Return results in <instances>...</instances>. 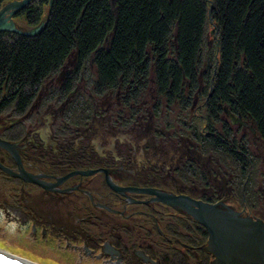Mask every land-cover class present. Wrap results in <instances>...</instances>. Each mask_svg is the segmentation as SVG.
<instances>
[{
    "label": "flooded vegetation",
    "instance_id": "af4514ba",
    "mask_svg": "<svg viewBox=\"0 0 264 264\" xmlns=\"http://www.w3.org/2000/svg\"><path fill=\"white\" fill-rule=\"evenodd\" d=\"M139 90L142 91L139 88L129 90L133 94L128 103L125 99L122 102L125 96L119 90L102 93L105 96H100L101 100L94 103L93 109H84L82 103L74 101L72 105L77 113L72 111V116L75 119L65 121L62 127L54 125L58 109L50 100L46 102L45 111L43 109L44 112L36 115L41 119L40 123H36V128L31 129L25 138L21 131L11 134L8 120L0 122V130L5 129L9 136L16 137L9 141L17 143L18 153H21V164H18L14 155L7 151L5 165L15 173L24 168L36 178L35 181H28L14 174L6 175L0 168L11 186V190L10 187L5 190L4 198H0V209L6 207L7 214L11 212L21 226L33 224L36 229L50 231L54 239L64 236L67 242L73 240L70 243L75 247L83 244L94 258H101L105 253L118 255L124 264H213L216 256L210 250L208 229L197 224L191 214L163 203L156 193L150 191L189 195L196 201L214 203L221 211L231 210L240 216L257 217L264 221V205L242 197L235 180L226 184L221 167L216 170L204 165L209 162L206 155L203 159L208 160L203 162L202 159L194 167L193 164L201 157L196 156V148L194 153L190 147L200 146L199 139L205 141L206 135L212 151L221 156L222 147L209 137L213 134L226 144L230 143L238 153H244L247 159L243 164L253 169L255 154L249 155L251 152L244 151L242 144L243 138L248 140L253 135L246 133L245 137L239 136L242 122L235 125L227 120L231 122L227 132L216 121L211 127L212 132L204 133L205 125L200 131L184 121L183 138L182 135L172 138L165 128L166 102L158 101L150 87L148 91ZM75 91L72 90L71 97ZM137 93L143 95L138 98ZM40 99L30 107L29 114L34 112L35 107L41 111ZM161 102L164 105L160 108ZM112 106L113 110L109 111ZM242 120L245 121L243 117ZM221 135L224 137L221 138ZM235 161L239 166V161ZM181 165L185 172L192 170L193 175L202 173V180L175 190L177 185L180 186L176 173ZM88 171H94L96 175L90 178L86 176L91 173ZM98 175L99 183L110 189L103 197H112L116 201L98 202L100 195L94 193L99 191L94 184ZM120 179L125 182L124 185L118 182ZM109 180L124 189L115 191ZM10 200L16 204H11ZM8 203L10 206L6 205ZM132 206L133 209L130 208ZM176 213L188 220L193 219L188 227H174L178 226L173 221L176 220ZM181 236L188 242L183 241Z\"/></svg>",
    "mask_w": 264,
    "mask_h": 264
},
{
    "label": "trees",
    "instance_id": "16d2710c",
    "mask_svg": "<svg viewBox=\"0 0 264 264\" xmlns=\"http://www.w3.org/2000/svg\"><path fill=\"white\" fill-rule=\"evenodd\" d=\"M14 17L41 31L0 32V116L28 113L41 85L66 69L67 87L82 75L96 77V93L125 90L127 99L150 87L172 110L193 113L195 91L210 127L228 132L227 106L264 146V0H33ZM209 137L245 170L244 153Z\"/></svg>",
    "mask_w": 264,
    "mask_h": 264
},
{
    "label": "rangeland",
    "instance_id": "374dc122",
    "mask_svg": "<svg viewBox=\"0 0 264 264\" xmlns=\"http://www.w3.org/2000/svg\"><path fill=\"white\" fill-rule=\"evenodd\" d=\"M213 32H214V29L212 31V34ZM77 70L78 68H72V67L70 69L71 72L77 71ZM68 74L69 73H67L66 69H63L58 73V75H54L53 77H51L49 79V82L41 85L39 89V93L36 96L37 100L35 101V103H37L39 99L41 98L40 99V103L42 105V107H40L41 111L40 110L38 111L37 110L38 108L35 107V110L33 112L34 114L32 113L33 114L32 115L28 113V117H26L27 116L26 113L25 115L19 114L18 112H15L14 110H12L3 116H0V122L4 123L6 120H8L7 126H8V129L10 128L11 134L14 131H16L17 133L21 131L24 134V138H25V136L26 137L28 136V133L31 129L36 128V123H40L41 119H39V117H36V115H39V113L45 111L46 106H47L46 102L50 100L54 102L53 107L58 109V117H57L58 119L54 123V125L62 127L65 121H70V120L75 119L74 115L72 116V111H75V114L77 113V110L72 105V102H69V103L66 102V100L68 101L71 100L72 97L70 93L72 92V90L75 89L81 92L79 94L80 96L79 99H80V102L84 101L85 105L82 106L84 107V109L85 108L93 109L95 107L94 103L95 102L98 103L101 100L100 96L101 95L105 96L104 94H99L95 92L94 89L96 88L97 81L94 75L89 76V77H85L82 75L80 79L79 77H74V80L71 82V85L67 87L65 83L68 80ZM99 77L100 75H98V78ZM194 92L192 93L194 94ZM192 93L188 91L189 95ZM126 94L127 92L125 90H124V93L121 94L122 96H125L124 98H122V102H123V99H125L124 100L125 103H127L128 99H130L131 101V96L133 93L131 92V94H129L130 96L128 95L129 97L128 99H127ZM61 96L62 98L60 99ZM137 96H138V93H137ZM194 96L197 98V103H196V111L193 113H190L188 108H185V107L183 108V110L181 108H178V109L174 108L173 110L172 108L169 109V106H167L168 104L166 102V114H167V126L168 127L166 126L165 128L168 129L167 130L168 136L172 138L181 136L183 134V130H182L183 123L182 122L184 121H188L189 123L193 125V127L195 125V128L197 127V129L200 131L201 129H204V125H205L204 133L211 132V127L209 126V122H207L208 117H209L208 112L201 111V108H202L201 104L203 102L201 103V101H199L200 99L198 100V97H199L198 95L196 96V94H194ZM139 97L141 96L139 95L138 98ZM59 99L60 101L63 100L64 102L63 101L60 102ZM102 100H104V97H102ZM80 102L79 104L81 105ZM90 104H93L94 107L92 108ZM163 105L164 103L161 102L160 108ZM198 105H200V107H198ZM114 106L110 107L109 111H112ZM228 110L230 109L229 107L226 106L224 108L226 115L228 114ZM109 114L114 115L113 113H109ZM223 118L226 121V118L230 120L231 116L227 115L226 118L225 117ZM45 122H47L46 119H45ZM95 124H98V122H96ZM15 125H17V127H15ZM235 125H239V124H235ZM71 126H73V124H71ZM222 127H223V124H222ZM44 130L46 131L45 126H44ZM0 132L6 133L5 129H1ZM246 133H248L249 136L250 134L253 135V137L251 138L250 136V139L248 140L247 138H243V143H242L244 146L243 148L244 151L251 152L249 154L251 156L255 154V156L253 157V161H254L253 169H250L249 166L248 167L246 166L245 170H243L242 169L243 167H240L241 164L239 163V166H238L236 161L232 157L226 156L224 154L223 150L221 151L222 153L221 156L217 155L215 152L212 151L210 140L205 134H204L206 138L205 141L199 139V142H200L199 143L200 146H198L199 148L197 147V145L190 146L193 149L194 153H195V148H196V153H195L196 156L198 155L199 157H201V159L198 158L196 160V163H194L193 166L197 167L200 161L205 157L204 155H206L209 158V162L208 164H204V165H207L209 168H215L216 170L220 169L221 167L222 171L224 170V178H226L227 180L226 184L229 183L230 181L235 180L234 181L235 185L239 186L240 188L239 193L241 194V196L242 197L245 196L250 201L254 199L258 201L257 205L260 204L261 206V205H264V193H263L264 192V146H262L261 143L258 141L257 133L255 132L254 128L251 126V128L249 129L248 125L246 123H243V127L240 132L238 131V134L239 136L241 135L244 136L246 135ZM0 137L3 138L1 135ZM182 138H183V135H182ZM14 139H16V137H13V140ZM97 143L100 145V143L96 141V144ZM206 150H207V153H206ZM7 151L8 150H5L4 148L0 147V160L3 161L4 163H5ZM207 160L208 159H203V162H206ZM182 167L183 166L181 165L180 170H177V173H176L177 177H179V180H180V186L177 185L176 188H174L175 190L178 189L179 187L187 188L188 186H192L191 184L192 182L198 183L202 180L200 178V176L203 175L202 173L198 172L196 175H193L192 170L191 172L187 170L185 172V170L182 169ZM21 169H24V168H21ZM3 172H5L6 175L9 173V172H6L5 170H3ZM6 178L7 177L4 175V173L0 172V198H4L5 196L4 193L7 188L9 189L10 187V190H11V186L7 184ZM169 194H172V193H169ZM10 201H11V204L15 203V201L13 202V200H10ZM6 205L10 206L9 203ZM2 206H5V205H2ZM6 210H7L6 207L0 209V212H1L0 213V246H3L5 249L9 251L24 253L25 255L31 258H35V259L38 258L37 259L38 261L40 259L39 257H43V258L46 257L49 260L54 261V264L55 263H59V264H109L112 262L116 264H124V261L122 260V258L119 259L118 255L113 256V255H110V254L108 255L104 253L101 256V258H94L92 255V252L86 251L85 248L83 247V244H78L76 245L77 247H75L74 246L75 244L70 243V241H73V240L69 239V241L67 242V238H65L64 236L60 237L62 239H54L51 236L50 231L48 232L46 230H42L41 228L36 229L33 227L34 226L33 224H29L25 227L23 225L21 226V223L18 220H16V218L12 215L11 212L6 214ZM173 221H176V224H178V226H174L175 228L178 229V228H183L185 226L188 227V223L189 221H191V219L188 220V219L177 216L176 220H173ZM195 223L197 222L195 221ZM197 224L199 225L201 224L205 226L202 222L200 223L198 222ZM180 238L183 241L188 242L187 238H185L184 236H181ZM57 243H60L61 246L58 245ZM58 246L60 247L58 248ZM41 261L44 262L45 260L41 259ZM46 263L44 262L42 264H46Z\"/></svg>",
    "mask_w": 264,
    "mask_h": 264
},
{
    "label": "water",
    "instance_id": "95a60500",
    "mask_svg": "<svg viewBox=\"0 0 264 264\" xmlns=\"http://www.w3.org/2000/svg\"><path fill=\"white\" fill-rule=\"evenodd\" d=\"M33 0H15L11 3L6 4L0 11V32L2 30L15 31L22 35H35L38 33L41 27H36L33 30L21 29L18 26L17 20L14 16L23 9L25 5ZM228 114L231 116L233 122H239L241 116L238 117L232 111L228 110ZM17 144L11 143L9 140H5L0 137V147L8 150L10 153L14 154L18 164H21V153L17 149ZM0 167L16 176H21L28 181H35V175L30 172H26L25 169H21V172L15 173L9 166L5 165L3 161L0 160ZM89 170V169H86ZM90 174L86 175L93 178L96 174L92 171ZM95 177V187L99 189L96 193L98 202H110L116 201V199L110 197H103V195H108L110 189L108 187H103L101 183L97 180L99 178ZM124 178V177H123ZM110 181V180H109ZM119 183L125 184V182L120 179ZM115 191L120 192L124 188L116 184L109 182ZM150 191V190H149ZM156 193L159 199L163 203H167L174 208H179L180 210L191 214L197 222H202L208 229L210 234L209 245L211 246V252L214 253L216 259L213 264H264V221L261 218H251L247 216H240L235 211H221L214 203H207L204 201H196L189 195H174L169 193H162L156 191H150ZM146 193V192H144ZM133 209V206L130 207ZM176 217H182L179 213H176ZM187 219V218H185ZM193 220L192 218H189ZM0 264H17L10 259L1 256Z\"/></svg>",
    "mask_w": 264,
    "mask_h": 264
},
{
    "label": "bare ground",
    "instance_id": "6f19581e",
    "mask_svg": "<svg viewBox=\"0 0 264 264\" xmlns=\"http://www.w3.org/2000/svg\"><path fill=\"white\" fill-rule=\"evenodd\" d=\"M13 1H15V0H13ZM6 214H7V212H6ZM1 256L6 257V258L10 259L11 261H13V262H15L17 264H42L44 262L45 263L47 262L48 264H51V263L54 264V261L49 260L46 257L45 258L39 257L40 259L38 261L37 260L38 258L35 259V258H31V257L25 255L24 253H18V252H14V251H9V250L5 249L3 246H0V257ZM41 259H43L45 261L43 262V261H41ZM55 264H59V263H55ZM109 264H116V263L112 262V263H109Z\"/></svg>",
    "mask_w": 264,
    "mask_h": 264
}]
</instances>
